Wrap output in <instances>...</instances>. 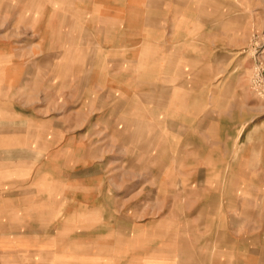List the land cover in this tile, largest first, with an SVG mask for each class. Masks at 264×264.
Instances as JSON below:
<instances>
[{
  "label": "rangeland",
  "instance_id": "rangeland-1",
  "mask_svg": "<svg viewBox=\"0 0 264 264\" xmlns=\"http://www.w3.org/2000/svg\"><path fill=\"white\" fill-rule=\"evenodd\" d=\"M230 1L217 0V16L246 13L248 34L233 21L231 37L214 38L217 54L231 39L228 63L253 64L248 86L264 101V0ZM61 3L0 0V264H181L183 253L188 264H264L263 190L234 197L251 211L238 228L219 213L238 150L200 152L192 134L177 139L155 121L131 130L125 100L91 87L80 54L51 52L49 10Z\"/></svg>",
  "mask_w": 264,
  "mask_h": 264
},
{
  "label": "crops",
  "instance_id": "crops-1",
  "mask_svg": "<svg viewBox=\"0 0 264 264\" xmlns=\"http://www.w3.org/2000/svg\"><path fill=\"white\" fill-rule=\"evenodd\" d=\"M216 4L217 0H63L54 18V10H49L47 35L51 52L80 54L76 62L91 68V87L105 86L125 100L122 116H135V123L128 124L131 130L148 131L155 121L156 131L176 133L177 139L192 134L191 143L200 152L211 147L231 150L226 153L231 156V148L238 150L234 156V163L240 165L238 174L225 177L229 181L223 187L228 192H222V197L232 199L219 203V213L231 230L245 220L237 214L251 213L234 197L251 196L254 188L263 190L264 197V176L259 173L264 169L263 110V118L247 128L256 113L253 108L264 106V101L257 100L248 86L253 64H229L235 52L231 39L218 54L214 45L221 31L233 35V21L240 23V35L247 37L248 15L223 12L217 16ZM174 116L175 124L169 125ZM201 135L207 145L201 144ZM187 142L182 141L179 150ZM243 167L254 170L253 174ZM230 232L224 233L225 238L231 237ZM190 257L181 254V264L192 261ZM261 259L264 263V250Z\"/></svg>",
  "mask_w": 264,
  "mask_h": 264
}]
</instances>
